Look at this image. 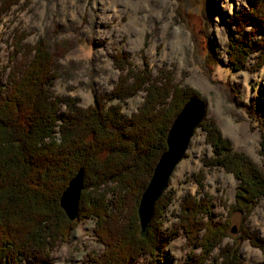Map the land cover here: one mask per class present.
<instances>
[{
  "label": "trees",
  "instance_id": "obj_1",
  "mask_svg": "<svg viewBox=\"0 0 264 264\" xmlns=\"http://www.w3.org/2000/svg\"><path fill=\"white\" fill-rule=\"evenodd\" d=\"M17 1L0 0V16ZM232 24L230 63L243 68L247 56L258 52L254 68L264 65V0H256ZM25 39L24 32L13 33L9 71L5 79L0 76V264L52 262L51 252L75 226L60 200L81 169L79 218H97L95 232L105 246L90 264H131L143 255L151 256L146 264H164L160 253L180 231L201 252L179 264H205L229 227L228 220L215 218L209 198H184L178 230L163 229L166 192L145 233L138 218L142 194L167 149L168 132L195 91L175 82L170 70L153 76L147 62L137 68L127 53L117 52L112 56L121 72L116 84L82 107L77 98L51 90L58 73L47 40L31 46ZM140 91L144 101L126 115L123 103ZM201 125L214 152L205 165L223 167L242 180L231 212H248L249 203L264 195V176L232 151L214 123ZM250 238L264 252V238ZM218 255L221 261L213 262L244 264L235 246L226 244Z\"/></svg>",
  "mask_w": 264,
  "mask_h": 264
},
{
  "label": "rangeland",
  "instance_id": "obj_2",
  "mask_svg": "<svg viewBox=\"0 0 264 264\" xmlns=\"http://www.w3.org/2000/svg\"><path fill=\"white\" fill-rule=\"evenodd\" d=\"M255 1L18 0L0 16V76L5 79L9 71L14 32H24V43L31 46L44 38L58 73L51 90L87 107L95 103L96 94L114 87L121 72L112 56L125 52L135 67L147 62L153 76L170 70L175 82L194 90L207 104L204 120L214 123L232 151L264 176V65L254 68L258 52L247 56L243 68L236 69L229 59L232 21ZM144 96L140 91L128 98L125 114L138 111ZM213 153L200 125L165 191L169 204L160 217L163 229L178 230L188 195L209 198L215 218L228 220L229 227L205 264L221 261L218 253L226 244L235 246L244 264H260L264 252L250 236L264 238V195L249 203L248 212H231L243 182L223 167L205 165ZM73 221L74 228L51 252L50 264H90L104 250L95 232L96 217ZM200 252L180 231L160 254L164 264H179ZM150 257L143 255L131 264H146Z\"/></svg>",
  "mask_w": 264,
  "mask_h": 264
},
{
  "label": "water",
  "instance_id": "obj_3",
  "mask_svg": "<svg viewBox=\"0 0 264 264\" xmlns=\"http://www.w3.org/2000/svg\"><path fill=\"white\" fill-rule=\"evenodd\" d=\"M206 113V102L199 96H192L175 118L167 135V149L161 155L139 203L138 217L142 233H145L149 227L156 203L167 190L178 164L186 156L192 137L205 119ZM83 188L84 171L81 169L69 182L60 200L62 208L71 221L79 216ZM260 264H264V261Z\"/></svg>",
  "mask_w": 264,
  "mask_h": 264
},
{
  "label": "bare ground",
  "instance_id": "obj_4",
  "mask_svg": "<svg viewBox=\"0 0 264 264\" xmlns=\"http://www.w3.org/2000/svg\"><path fill=\"white\" fill-rule=\"evenodd\" d=\"M106 244V243H105Z\"/></svg>",
  "mask_w": 264,
  "mask_h": 264
}]
</instances>
